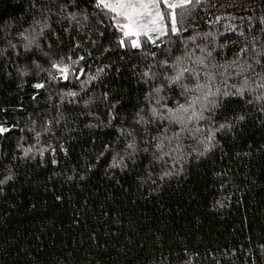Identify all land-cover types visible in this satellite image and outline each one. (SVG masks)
Wrapping results in <instances>:
<instances>
[{
	"label": "trees",
	"instance_id": "obj_1",
	"mask_svg": "<svg viewBox=\"0 0 264 264\" xmlns=\"http://www.w3.org/2000/svg\"><path fill=\"white\" fill-rule=\"evenodd\" d=\"M96 3L0 0V264H264V0L139 48Z\"/></svg>",
	"mask_w": 264,
	"mask_h": 264
},
{
	"label": "snow or ice",
	"instance_id": "obj_2",
	"mask_svg": "<svg viewBox=\"0 0 264 264\" xmlns=\"http://www.w3.org/2000/svg\"><path fill=\"white\" fill-rule=\"evenodd\" d=\"M192 0H184V3H191ZM165 6L167 8H175L177 7V5L175 4H169L167 3V0H164ZM181 7H183V4L180 5ZM96 7L98 8H102L105 10H109L113 13L117 12L118 9H120V15L124 17L125 19V23H118L116 25L117 28H119L124 36L126 37H139L140 35H144L148 38V40H151L152 43H155L154 40H152V37L149 36V32H154V33H159L161 35L166 34V25L163 22V13L160 10V0H138V2L133 3L131 2V0H129V2L125 3L124 0H118L117 3H108L106 2V0H97L96 3ZM170 20L172 22V31L175 33L177 32V28H176V22H175V14L171 13L170 14ZM149 25H151V27H149ZM120 43L123 45L124 41H120ZM130 46L133 48H139L141 47L140 43L138 42V39H132L129 41ZM210 55V53H209ZM201 63H203V61H200ZM250 67V66H249ZM187 70V69H185ZM61 72L63 73H67L68 72V68H62L60 69ZM103 69H98L97 71V75L102 72ZM147 75V74H145ZM182 76V72L180 73V75L176 76L175 78H172V82L173 83H177L180 79V77ZM65 79H67V75H65L64 77ZM97 78V76H89L88 80H95ZM247 82H245L246 84ZM182 86V85H181ZM207 85H201L199 87H206ZM261 87H264V85H260ZM35 87L40 88L43 87V85L37 84L35 85ZM160 89L157 88L156 92H159ZM238 95V96H243L244 94V88H240L237 89L235 93H230L228 91H224L221 93L220 89L217 88L215 92L212 91H208L207 93L204 94V96L202 97L203 101H206V104H202L201 105V110L199 112L195 111V103L196 101H193L192 104L189 105V107H185L184 105H180L178 109L173 110V109H168V112L170 114V119L172 122L181 124L182 126L185 123V114L189 113V110L191 109V115L187 116V119L190 121L192 119H196V120H202L205 119L203 112L206 108L211 107L212 109H214L215 107H217V100L216 97L217 96H223V97H227L229 95ZM68 95L71 96H76L77 93L75 92H70L68 93ZM209 97H211V99H209ZM200 99V98H198ZM259 99H264V97H259ZM153 115H156V110L153 109L152 110ZM244 117L240 116L239 120H243ZM225 127H230L229 125L226 124H221L220 128L223 129ZM199 130V129H197ZM0 131H5V129H0ZM178 135V134H177ZM214 135V133L212 134ZM209 141L212 139V136H209ZM134 145L129 144L128 148H133ZM159 147V145H158ZM209 150L207 147L205 149V151ZM30 151V149L25 151V155H27V152ZM203 153H201L202 155ZM113 166H118L116 164H113ZM165 175H168V173H166ZM8 179H11V177H8ZM5 181H0V184L4 183Z\"/></svg>",
	"mask_w": 264,
	"mask_h": 264
},
{
	"label": "rangeland",
	"instance_id": "obj_3",
	"mask_svg": "<svg viewBox=\"0 0 264 264\" xmlns=\"http://www.w3.org/2000/svg\"><path fill=\"white\" fill-rule=\"evenodd\" d=\"M106 2H108V3H117L118 0H106ZM124 2L127 3V2H129V0H124ZM131 2L136 3V2H138V0H131ZM167 3H169V4H175V5H177V7L180 6V5H182V4H183V5L185 4V3H184V0H167ZM177 7H175V8H167V7L165 6L164 0H160V10H161V12L163 13V22H164V24H165V21H166V15H168V16H169V19H170V14H171V13H174V10H175ZM120 11H121V10L118 9L117 12L113 13V14H114V19H115V23H116V25H117L118 23L122 24V23H125V22H126L125 19H124V17L121 16V15L119 14ZM171 25H172V24H171ZM149 27H151V25H149ZM148 35L151 36L152 39H155V38H154L155 36H160L161 34H159V33H154V32H149ZM141 36H142V35H140L138 38L135 37V36H132L131 38H132V39H138V42L141 44L140 39H139ZM125 37H126V36H125Z\"/></svg>",
	"mask_w": 264,
	"mask_h": 264
}]
</instances>
